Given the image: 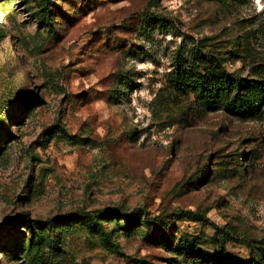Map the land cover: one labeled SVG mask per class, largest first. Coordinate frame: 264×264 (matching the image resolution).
Wrapping results in <instances>:
<instances>
[{
	"label": "rangeland",
	"instance_id": "374dc122",
	"mask_svg": "<svg viewBox=\"0 0 264 264\" xmlns=\"http://www.w3.org/2000/svg\"><path fill=\"white\" fill-rule=\"evenodd\" d=\"M50 2L42 20V0H0V264H213L178 243L218 234L250 258L264 240V106L202 113L169 73L200 42L206 56L234 40L226 67L248 77L264 63V0ZM106 208L196 216L165 233L108 224L111 241L65 220Z\"/></svg>",
	"mask_w": 264,
	"mask_h": 264
},
{
	"label": "trees",
	"instance_id": "16d2710c",
	"mask_svg": "<svg viewBox=\"0 0 264 264\" xmlns=\"http://www.w3.org/2000/svg\"><path fill=\"white\" fill-rule=\"evenodd\" d=\"M216 1V0H214ZM50 0H42L41 17L47 19L50 14ZM202 43V42H200ZM195 55L189 58L178 57L174 63V69L169 73V82L173 90L181 95L192 97L194 106L200 112L222 111L229 116L239 119L259 118L263 113L264 106V63L254 65L250 69L248 77L242 72L230 71L226 63L236 61L239 58V42L230 41L217 51L208 50L206 56L202 54L208 45H200ZM243 169V168H242ZM206 174L209 173L206 167ZM191 212L176 213L171 216L151 218L141 210L131 213L123 212L119 208H106L97 211L96 214L81 215L74 218L65 217L69 223L85 224L95 228L96 231L105 235L106 241H111L105 230V226L111 224L113 231L121 230L125 233L145 228L148 234L157 228L166 229L173 226V221L185 217L194 218ZM41 225L36 223L35 226ZM30 229L31 237H34L33 226ZM112 231V232H113ZM166 244L171 246L173 240L166 238ZM254 254L244 260H234L226 255L227 240L224 234L208 239L206 236L180 238L178 246L188 256L212 262L213 264H264V240L253 241ZM211 244L216 252L211 253L199 247V245ZM249 246V242L247 243Z\"/></svg>",
	"mask_w": 264,
	"mask_h": 264
}]
</instances>
